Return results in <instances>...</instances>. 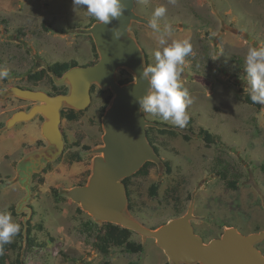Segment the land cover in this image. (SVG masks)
I'll return each mask as SVG.
<instances>
[{"label":"rangeland","instance_id":"obj_1","mask_svg":"<svg viewBox=\"0 0 264 264\" xmlns=\"http://www.w3.org/2000/svg\"><path fill=\"white\" fill-rule=\"evenodd\" d=\"M160 5L167 8L159 21L161 27L169 23L173 28L167 43L186 39L192 45L180 79L192 99L187 112L196 126L211 129L224 144L207 146L199 135L185 141L181 134L172 137L155 130L159 144L166 145L160 154L173 162V172L168 174L156 165L148 176L135 177L133 194L140 211L128 212L144 225L158 227L186 213L195 196L193 224L206 240L221 235L231 225L243 233L262 230L264 105L257 108L244 101V59L250 47H264V0H136L135 9L151 18ZM46 21L53 22L52 26H46ZM89 21L83 8L74 10L73 0H0V69L10 73L8 79L0 81V87L20 85L50 93L69 90L68 84L53 81L48 66L72 58L84 64L95 58L90 36L76 32ZM131 29L144 47L147 65H154V51L162 48L158 35L139 22H133ZM29 75H34L35 81H29ZM95 89L82 123L67 128L71 140L72 131L82 130L85 143L92 148L103 143L99 122L104 95L99 89L108 90ZM20 107L28 109L30 101L0 99V128ZM25 123L0 132V210L10 212L19 225L34 212V225L42 227L31 229L41 247L26 253V264L170 263L155 239L144 241L142 235L121 225L114 240L104 241L96 227L86 226L92 217L62 192L87 177L86 169L91 168L95 153L82 151L84 161L74 164L54 161L52 168L43 172L45 182L35 196L33 182L32 196L23 181L10 183L25 154L23 148L20 150L21 142L29 140ZM221 173L226 174L225 179ZM226 179H237L238 188H228ZM153 182L160 185L157 197L149 194ZM52 186L66 196L63 201L56 199ZM170 186L177 187L174 195L166 192ZM178 209L181 212L177 213ZM129 240L143 244V251L121 250ZM258 246L264 252V240Z\"/></svg>","mask_w":264,"mask_h":264},{"label":"water","instance_id":"obj_2","mask_svg":"<svg viewBox=\"0 0 264 264\" xmlns=\"http://www.w3.org/2000/svg\"><path fill=\"white\" fill-rule=\"evenodd\" d=\"M124 3L123 15L111 24L95 21L90 26L76 28L77 33L93 38L100 57L93 64L74 65L60 76L55 70H50L56 84H68L67 92L52 94L20 85L0 87V99L18 97L34 102L30 109L15 111L0 132L42 115V134L48 142L47 146L28 153L18 162L16 176L10 183L23 181L29 196H32L34 173L42 172L47 164L56 161L66 150L63 109H87L93 100L92 86L97 84L114 93L101 119L103 143L88 150L96 155L87 182L66 187L62 192L100 225L111 222L139 233L144 241L155 239L171 264H264V252L258 246L264 240V229L243 233L231 225L226 226L221 235L206 240L193 224L195 196L186 213L158 227L146 226L129 214L130 199L124 179L133 176L148 161L166 170L165 159L151 143L147 128H180L148 118L135 101L136 97L146 94L148 82L140 76L143 66L148 65L144 47L131 26L133 22L148 25L150 18L136 11V0H124ZM113 28H119L123 33L119 40L113 38ZM122 68L129 70L134 79L122 84L119 81ZM25 228L27 231L26 221Z\"/></svg>","mask_w":264,"mask_h":264},{"label":"clouds","instance_id":"obj_3","mask_svg":"<svg viewBox=\"0 0 264 264\" xmlns=\"http://www.w3.org/2000/svg\"><path fill=\"white\" fill-rule=\"evenodd\" d=\"M169 2L174 3L175 0ZM73 7L74 10L83 8L86 16L98 24L109 25L123 15L126 4L124 0H73ZM166 12L164 5L157 6L148 21L149 28L158 35V43L162 48L154 51V65L143 66L140 78L148 82V87L146 94L136 97L135 101L142 113L157 116L164 121H170L176 127L184 128L190 119L187 108L192 99L180 79L182 65L185 57L192 53V45L186 39L167 43L166 38L173 31L172 25L165 23L161 27L159 23ZM111 32L116 40L123 35L119 28H113ZM244 72L247 94L251 101L264 105V47L253 46L248 49L244 59ZM9 77L8 69H0V81ZM133 83L136 84L137 79ZM20 230L21 226L13 221L10 212L0 210V254L3 253L5 245L12 243Z\"/></svg>","mask_w":264,"mask_h":264},{"label":"trees","instance_id":"obj_4","mask_svg":"<svg viewBox=\"0 0 264 264\" xmlns=\"http://www.w3.org/2000/svg\"><path fill=\"white\" fill-rule=\"evenodd\" d=\"M94 22H95V20L90 18L89 23H87L85 26H88V25L90 26ZM45 24H46V26L50 27V26H52L53 22L46 21ZM90 39L92 40V49L94 51L95 58L85 62L84 64H93L96 61H98V59L100 57L98 50L94 44V40L91 36H90ZM78 63L79 62L76 59L72 58V59L67 60V61H55L54 63H51L48 67L50 70H55L58 73V75L60 76L67 69L71 68L74 65H77ZM119 74H120L119 81L122 84L130 82L131 80L134 79V76L131 73H129V71L127 69H124V68L120 69ZM27 78L31 82L35 81L34 75H29ZM96 87H98L97 84H93L92 94L97 92V89H95ZM67 91L68 90H61V91L56 92V93H63V92H67ZM99 91L101 94L104 95V99H103L104 104L101 107V113H100V119H102V116L105 112V109L110 104L111 99H112L114 94L111 93V89H108V90H100L99 89ZM56 93H53V94H56ZM244 101L248 104L256 106L257 108L262 107L261 104L253 103L247 93L244 95ZM19 109H23V108L21 107V108H18L17 110H19ZM88 109L89 108H87L85 110H77V109L69 108V107L65 108V109H63V119H66L69 122H79L80 123L82 121V118L85 116L86 111ZM39 116H41V115H39ZM189 117H190V119L187 123V126L184 127V130L186 131L184 133H181L179 129H158V128L152 127V126H149L147 128L148 137H149L151 143L156 147L159 154L161 152L160 148L161 147L163 148L166 145L162 142H161L162 144L161 143L159 144L158 137L155 136V134H154L155 130L162 135H170L172 137H176V136L181 134L182 138L185 141H190V140H192L193 136L199 135V136L203 137L207 146H210L212 144H224L223 138L220 135L214 133L211 129H209L207 127H204L201 125L196 126L194 117L193 116H189ZM150 119L160 120L158 117L150 118ZM4 124L5 123H2L1 125H4ZM170 125H173V124H170ZM99 128L102 129L101 120L99 122ZM64 131H65V129H64ZM80 131L81 132H78V135L74 141H72L71 143H68V142L66 143L65 152L56 161H61L64 159L67 163H72V164L74 162L83 161L84 157H83L82 151H87L88 149L91 148V146H89L85 143L86 135L82 130H80ZM42 146H45V144L43 143V141L42 142L40 141L37 144V147L39 148ZM165 150H169V147L165 148ZM53 163L54 162H50L49 164H47L42 172L34 173L33 180H32L33 192H34L33 195L34 196L37 195V193L41 189L40 186L45 182V178H43V176H42L43 172L50 170L52 168ZM165 163H166V172L168 174H171L173 172V162L169 159H165ZM154 166H156V164L154 162L148 161L133 176L127 177L124 179V182L127 185L128 195H129V199H130L128 211H130L131 213H138L140 211L138 204H137V201L135 200L134 194H133L134 193L133 186L136 184L133 179L135 177H138V176H142V177L148 176L151 172V169ZM263 167H264V165H263ZM90 173H91V168H89L87 170V177L86 178H84L81 181L73 183V185L86 183L88 178H89ZM220 176L223 179L226 178V174H224V173H221ZM225 182H226L227 187L230 189L235 190L238 188L239 181L237 179L236 180L226 179ZM159 188H160L159 183L153 182L150 186V189H149L150 197H157L159 195ZM176 188L177 187H175V186H170V187H168L166 192L170 193L171 195H174ZM51 191L54 194V196L56 197V199L59 201H63L64 198L66 197V196L62 195L61 191L59 189H57L55 186L51 187ZM14 208L16 209V206ZM79 210L81 212H83V209L81 207H79ZM15 212H16V210H15ZM179 212H181V210L178 209L177 213H179ZM34 214L35 213L33 212L31 214V216L26 220V222L28 224V230L27 231L25 228L24 220H21L20 232L14 237L12 243L5 245L3 253L0 254V264H26V260H25L26 253L29 251H34L36 248L41 247V242L37 239V237L33 234L32 230H31L32 228H36V227L42 228L41 226L34 225V223H33ZM24 215H26V214H24ZM91 225H93L94 227H96L98 229L99 233L103 236L104 241H112L117 237V231H118L117 226L118 225H116L114 223L104 222L102 225H100L97 222H95L93 218H90L89 221H87L86 226H89L91 228ZM256 230L259 231V228H257ZM120 249L128 251V252L136 253V252H142L144 249V246L141 243H136L135 241L129 240L124 245H122ZM130 264H138V263L132 262ZM197 264H200V263H197Z\"/></svg>","mask_w":264,"mask_h":264},{"label":"crops","instance_id":"obj_5","mask_svg":"<svg viewBox=\"0 0 264 264\" xmlns=\"http://www.w3.org/2000/svg\"><path fill=\"white\" fill-rule=\"evenodd\" d=\"M78 64H81V63H78ZM83 64V63H82ZM86 65V64H85ZM21 108V107H20ZM68 108V107H67ZM18 109V108H17ZM24 109V108H23ZM65 109V108H64ZM17 111V110H16ZM10 117V116H9ZM8 117V118H9ZM85 117V116H84ZM83 117V118H84ZM83 118H82V121H83ZM43 121H44V119H43V117L42 116H36L34 119H32V120H30V121H24V122H28V123H25V125H24V129H25V131L28 133V139L29 140H23L22 142H21V146H20V150H22V148H23V150L25 151L24 153L25 154H23L24 156L25 155H27L28 153H30V152H32V151H35V150H37V149H40V148H43V147H45V146H47L48 145V142L47 141H45L46 139L44 138V136H43V134H42V123H43ZM82 121L80 122V123H82ZM76 123H79V122H69V121H67L66 119H63V121H62V128H63V131H64V129H65V135H67L66 136V143L68 142V143H71L72 141H74L75 139H76V137H77V135H78V132H81L80 130H77V131H72V133H73V135H74V139H70V136H69V134H68V129L67 128H70V126H71V124H76ZM85 140H86V138H85ZM42 142L43 141V143L45 144V146H42V147H37V144L39 143V142ZM87 144V143H86ZM92 148V147H91ZM89 150V149H88ZM87 150V151H88ZM83 154V153H82ZM7 155H9V154H6L5 155V157L7 156ZM24 156H21L22 158L24 157ZM84 157V156H83ZM22 158H20V159H22ZM94 158V157H93ZM93 158H92V160H93ZM61 161H65L64 159L63 160H61ZM83 161H84V159H83ZM83 161H81V162H83ZM66 162V161H65ZM67 163V162H66ZM74 163H79V162H74ZM73 163V164H74ZM89 169V167L86 169V170H88ZM72 186H74V185H72ZM69 187H71V186H69Z\"/></svg>","mask_w":264,"mask_h":264},{"label":"flooded vegetation","instance_id":"obj_6","mask_svg":"<svg viewBox=\"0 0 264 264\" xmlns=\"http://www.w3.org/2000/svg\"><path fill=\"white\" fill-rule=\"evenodd\" d=\"M34 104V102H32V101H30V106H32ZM30 107H28V109H29Z\"/></svg>","mask_w":264,"mask_h":264}]
</instances>
